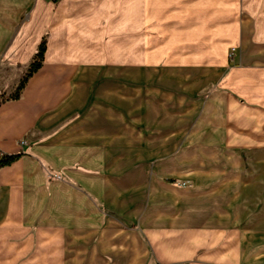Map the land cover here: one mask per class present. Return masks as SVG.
Masks as SVG:
<instances>
[{
	"label": "crops",
	"instance_id": "1",
	"mask_svg": "<svg viewBox=\"0 0 264 264\" xmlns=\"http://www.w3.org/2000/svg\"><path fill=\"white\" fill-rule=\"evenodd\" d=\"M171 1L145 0L143 20L149 37L154 21L167 27L164 2ZM219 1L230 23L217 28L220 34L208 36L223 43V49L239 39L243 72L239 81L228 76L224 83L239 85L248 123L250 103L261 106L251 109L252 116H264L260 94L264 90V0ZM191 2L193 10L186 12L190 15L181 17L196 22L192 14L200 2ZM121 4V0H0V94L14 91L42 39L47 42L43 64L20 97L0 103V153H22L0 168V264L46 260L88 264L90 256L104 264L122 253L128 255L129 264H264L263 224L250 234L246 213L240 221L234 220L226 208L222 213L210 209L216 214L214 220H223L207 225L212 216L201 209L204 221L195 229L185 224L180 211H166L165 183L153 188L156 130L150 107L154 101L169 99L170 93L162 92L160 98L148 94L143 101L146 110L137 122L136 106L142 99L122 95L113 87L121 79L129 84L136 79L121 78V72L136 73V64L126 62L122 54L135 51L137 4L129 0L125 12ZM236 14L240 17L235 34ZM221 36L224 39L217 38ZM215 79L209 77L208 82ZM167 80L160 77L161 89ZM177 84L190 81L178 79ZM225 96L231 106L237 104L233 94ZM161 127H166L161 135L166 137L168 124ZM22 140L27 144L21 146ZM259 158L257 164L262 163ZM156 174L157 181L168 176L162 169ZM248 180L242 183V197L249 195ZM208 193L215 197L217 191ZM157 198L161 205L154 204ZM244 210L248 212L247 205ZM186 229H192L188 233L192 237L184 235Z\"/></svg>",
	"mask_w": 264,
	"mask_h": 264
},
{
	"label": "rangeland",
	"instance_id": "2",
	"mask_svg": "<svg viewBox=\"0 0 264 264\" xmlns=\"http://www.w3.org/2000/svg\"><path fill=\"white\" fill-rule=\"evenodd\" d=\"M183 1L179 4H175L176 0L164 2L168 16L167 27H159L160 22L154 21L153 35L149 37L143 20L145 0H136L138 19L135 51L130 55L127 51L122 54L126 62L131 60L136 64V73L132 69L121 72V78L136 76L135 84L134 80L129 84L127 79H121L120 84L113 87L119 88L122 95L136 94L137 98L142 99L136 106L137 122L142 119L143 110H146L143 101L148 94L160 98L162 92L170 93L169 99L154 101L150 107L151 124L156 130L152 134V183L153 188L161 182L168 186L166 211L170 214L180 211L185 224L198 229L201 221H204L201 209L205 213H209L210 209L222 213L230 208L234 220L240 221L246 213L252 225L249 229L251 234L260 231L257 228L259 223L264 226V116H252L251 109L261 106L250 103L247 123L244 116L246 111L242 110L246 102L240 96L239 85L227 86L224 83L228 76L236 77L239 81L243 72L239 37L227 49H223V43L208 36L215 31L220 34L221 30L217 28L230 23L225 18L222 8L224 3L219 0H199L192 14L195 22L184 19L190 15H186V12L193 10L194 3L191 0ZM121 2L122 12L127 11L129 0ZM182 13L184 17H181ZM239 17L240 14L233 16L232 32L235 34ZM190 25L192 27L189 28ZM217 38L224 39L223 36ZM150 48H153V52ZM212 66L222 67L220 69L223 71H215ZM160 77L168 79L167 84L162 86L168 90L161 89ZM209 77L217 79L210 83ZM183 78L190 81V84H177V80ZM179 92L183 95L180 93L179 96ZM226 94H233L237 99L234 107L226 99ZM260 94L263 96L264 90L261 89ZM7 96L0 94V100ZM176 96H179L178 100L174 99ZM124 107H128L127 103ZM165 124H168L169 129L166 137L161 136L164 128L161 126ZM161 137L164 140L160 141ZM166 142H169L167 147ZM140 152L137 150V157H141ZM258 156L262 163H256ZM161 169L168 172V176L157 181L156 172ZM258 177L263 179L259 184L256 180ZM246 179H249V195L242 197V183H246ZM150 185L148 180L146 187L150 188ZM212 189L217 191L215 197L208 193ZM157 200L154 204L161 205V198ZM246 205L248 212L244 210ZM212 215L216 214L212 211ZM220 219L223 220L222 217L214 220L212 216L206 220V224L214 225ZM184 232L186 237L190 236L188 233L192 229ZM127 258L128 255L122 253L113 261L105 260L104 264H129ZM99 263L89 257L88 264ZM42 264L58 263L46 260Z\"/></svg>",
	"mask_w": 264,
	"mask_h": 264
},
{
	"label": "trees",
	"instance_id": "3",
	"mask_svg": "<svg viewBox=\"0 0 264 264\" xmlns=\"http://www.w3.org/2000/svg\"><path fill=\"white\" fill-rule=\"evenodd\" d=\"M47 49V42L46 39L43 38L41 43L39 44L38 50L36 54L33 57V60L31 61L26 73L16 86L13 92H11L7 98L0 100V103L5 101L6 99H18L21 95L22 90L24 89L28 79L34 75L42 66L44 61V56ZM1 95H4L3 93ZM22 153H16V154H7V153H0V168L6 165L12 164L14 161H16L18 158H20ZM172 181V180H168Z\"/></svg>",
	"mask_w": 264,
	"mask_h": 264
},
{
	"label": "built area",
	"instance_id": "4",
	"mask_svg": "<svg viewBox=\"0 0 264 264\" xmlns=\"http://www.w3.org/2000/svg\"><path fill=\"white\" fill-rule=\"evenodd\" d=\"M20 144H21V146H24V145L27 144V141H26V140H22V141L20 142Z\"/></svg>",
	"mask_w": 264,
	"mask_h": 264
}]
</instances>
